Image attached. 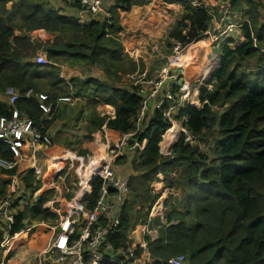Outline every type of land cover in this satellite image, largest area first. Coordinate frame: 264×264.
Wrapping results in <instances>:
<instances>
[{"label": "trees", "instance_id": "trees-1", "mask_svg": "<svg viewBox=\"0 0 264 264\" xmlns=\"http://www.w3.org/2000/svg\"><path fill=\"white\" fill-rule=\"evenodd\" d=\"M148 1L110 0L107 16L78 21L75 14L61 13L60 7L47 0H0V90L11 85L18 91L13 104L0 101V116L10 117L15 107L20 116L31 119L40 132L47 130L50 137L48 128L63 110L58 108V97L80 96L92 104L111 105L112 116L91 114L81 127L87 134L104 124L120 134L129 133L128 142L140 145L136 146L135 159H130V170L135 173H130L128 179L129 198L122 202L117 230L109 237L114 245H125L129 241L126 233L135 224L145 223L147 229L159 230L155 237L148 232L143 235L150 264H163L164 258L177 253H184L188 264H264V51L257 46L263 38L259 29L264 26H256L255 2L228 0L231 8L246 6L242 9L248 16L241 26L243 39L238 44H229V38L221 43L217 66L210 73L212 88L199 87V106L178 102L174 117L181 119L195 143L184 140L180 133L170 145V152L162 155L158 142L169 128L163 114L166 104L163 101L153 107L136 124L141 85H119L123 72L128 75L135 71V61L123 51L119 12ZM181 1V15L167 32V52L172 40L184 45L200 39L210 18L203 5ZM72 5L78 7L74 1ZM248 20L256 31L249 28ZM31 33L36 38H31ZM45 33L51 36H43ZM38 50L44 52L46 63L34 62ZM60 63L97 66L104 79L92 75L63 79L59 76ZM119 69L123 70L119 73ZM44 83L48 88L41 93L44 98L39 99L37 92ZM27 89L31 90L30 95L24 94ZM176 89L177 85L172 84L171 92ZM40 102L49 104V110L44 112ZM218 104L222 105L220 111L212 107ZM61 117L63 122L67 120ZM70 120L73 122L75 116ZM199 143L204 147H199ZM0 158L14 160L8 142L2 138ZM14 169L0 167L6 174L0 179L1 195L6 196L7 181ZM160 171L174 172L179 180L165 184L182 191L180 198L167 200L163 221L159 215L148 216L157 193L147 183ZM20 176L25 190L21 197L26 200L22 206L12 201L16 209L8 227L10 233L22 229L31 219L54 214L42 207L47 198L44 194L50 189L39 199L31 197L41 184L32 168ZM94 196L93 186L91 197ZM132 213L137 214L131 217ZM2 236L0 225V241ZM2 251L0 245V264Z\"/></svg>", "mask_w": 264, "mask_h": 264}, {"label": "built area", "instance_id": "built-area-1", "mask_svg": "<svg viewBox=\"0 0 264 264\" xmlns=\"http://www.w3.org/2000/svg\"><path fill=\"white\" fill-rule=\"evenodd\" d=\"M72 1L79 6L76 12L78 21L89 20L102 11V0H70ZM33 60L38 64L47 62L44 52L38 51ZM183 74L182 66H177V70L170 75L167 67L163 66L155 79L146 80L145 84L138 88L141 106L137 119L142 116L148 101L158 97L154 106L159 107L162 101L170 99L172 84L179 86ZM168 76L172 80L169 88H165L162 94L157 95L161 83ZM24 94L30 95L31 90L27 89ZM44 96L39 93V99ZM17 97L18 91L14 86L7 85L0 90L1 102L13 104ZM57 100H69V97L60 96ZM39 106L44 112L49 110V104L40 102ZM167 113L168 110L165 109L163 114L167 115ZM0 138L8 142L14 158V160L0 158V166L4 169L14 167L15 158L20 154L19 148L25 141L30 145L31 151H34L33 146L36 144L45 146L51 144L47 130L44 133L40 132L31 119L20 116L15 107L11 109L10 117L0 116ZM120 154L122 152L115 144L113 148H109L108 145L107 150L102 154L50 155L43 167L33 166L32 174L39 178L40 183L43 170L47 172L49 170L46 175L49 181L48 187L53 188L54 193L42 202V207L54 212V220L33 221L13 233H10L8 228L12 222V212L16 209L12 201H17V206H22L26 199L21 197L25 190L20 180L16 179L15 174L10 175L7 186L16 184L18 195L14 198L4 196L0 200V225H3V236L0 241V245L3 246L2 257H5L11 249L17 233L40 225L48 230V236L37 254L35 264H102L103 262L150 264L151 257L143 235L145 232L150 233L151 230L147 229L145 223L135 224L128 231L129 233H126L125 238L129 241L125 245L115 246L109 239L117 230L120 206L129 198L127 178L129 172L114 165L116 156ZM72 185H76L79 189L72 190ZM93 186L95 196L91 197ZM37 189L31 195L33 199L35 193L39 192ZM158 215L163 221V213ZM135 229H138L136 237L133 235ZM162 263L188 264L184 253L169 255L162 260Z\"/></svg>", "mask_w": 264, "mask_h": 264}, {"label": "rangeland", "instance_id": "rangeland-1", "mask_svg": "<svg viewBox=\"0 0 264 264\" xmlns=\"http://www.w3.org/2000/svg\"><path fill=\"white\" fill-rule=\"evenodd\" d=\"M47 1L52 6L60 7L61 11H63L62 13L66 15L77 12L79 9V6L78 7L73 6L70 0H47ZM150 1L151 0H149V2ZM185 1L190 3L191 5H195L199 3L207 9L210 15V18L207 22V28L203 33V36L196 41H191L184 45H181L179 42H176V47H173V51L165 56L166 57L165 61L167 60L166 64H164V60L162 58L168 47L165 44L166 36L170 26H172L175 20L178 19L181 15L182 12L181 0H156L153 2V5L154 4L156 5L158 2L159 5L155 7V9L148 8L145 11H143V9L140 7H136L137 11H135V14L133 13L136 28L133 31L127 30V32L124 33H122V31L120 32L121 42L124 44L123 47H125L124 49H128L129 53L131 54V57L135 61V66H134L135 71L133 73L128 72V75L126 74L127 72L122 73L123 77H121L119 85H125L126 87H128L129 84L131 83L132 84L138 83L139 85H144L146 80L155 79L158 75V72L163 66L167 67L168 75L174 73V71L177 70V66H183L180 64L178 65L179 62L184 60L182 58V54H183L182 50H184L189 46L191 47V49H187V53H190L189 51L195 49L194 47H197L199 44L202 45L203 43H205L206 45V49L203 51V53L199 52L202 53V56L201 57L199 56L201 59L196 58L194 53L192 54V59L195 60L196 62V64H194V67L195 66L198 67L199 65V68L201 70L199 69L197 73L190 75H188L187 71L186 73L184 72V74L181 75L182 82L180 83V85L177 86V89L174 92H171L172 94L170 99L164 100V103L166 104L165 109L168 110L167 115L165 114L164 115L169 121V126H168L169 128L167 130L165 129L166 131L164 134H161V139L158 142L159 152L162 155H167V153L170 152V145L178 138L180 133L184 134V138H183L184 140L189 141V143L191 144L195 143V139H193L191 135L187 132L186 128L183 126L181 122V119L174 117V115L176 114L178 102H188L196 106L200 105L201 101H199L198 99L199 87L205 86L208 89L212 88L213 79L212 80L210 79L211 78L210 73L217 66V56L220 50L221 43H223L225 39L228 38L231 39L229 44L240 43L243 39L241 26L242 23L247 20L246 17H248L247 14L243 13L242 11V9L245 8L246 6H242V9L231 8L228 0H185ZM253 1L255 2L253 9L257 14L256 26H259L260 24L259 27L261 28L262 25L264 26V0H253ZM108 2L109 0H102V11L93 15L91 19H102L103 17L107 16ZM58 4L61 6H59ZM149 6L150 5L147 4L145 8ZM121 14H123V17L120 18V21L123 22L124 19L127 17L128 12L125 13L121 12ZM151 20L153 21L152 23L150 22ZM247 23L252 31H256L257 28L254 29L252 27V23L250 22V20H248ZM259 30L260 33L262 32L263 38L260 42L257 43V46L264 51V29H259ZM31 35L33 36L34 34L31 33ZM44 35L45 37L47 35L51 36L50 34H46V33ZM38 52H42V51L38 50ZM170 61L171 63L172 61H174L175 65H171ZM126 65L127 63H125V66ZM121 70L123 69H119V73L121 72ZM87 75L88 74H83L82 76H77V75L75 76L82 78ZM91 75L96 77L92 73ZM147 75L149 77H146ZM102 77H103L102 79H104V75ZM171 81L172 80L170 76L166 77L164 81L161 83L157 95L162 94L165 88H169ZM46 88H48L46 83L40 86L41 91L37 92V96L39 97V93H42L43 91L44 92L47 91ZM157 98L158 97H156L155 99ZM73 99H75V97ZM155 99L150 102L149 101L147 102V106L146 108H144L142 115H144L145 113H149L151 109L155 107L154 106ZM212 107L217 111H220L222 105L218 104ZM140 118L137 119L136 124L138 123ZM141 123H139V127ZM81 125L84 124L81 123L80 126ZM120 136L121 138L119 139ZM120 136L116 137L115 144L118 145V148L120 149L122 154H124V156L119 155L118 158L116 157V159L114 160V165L118 167H122L120 169L128 168L127 171L129 173L127 178L129 179L130 173L134 172V171L131 172L130 170L131 169L130 159H132L131 157L133 156L135 159V157L138 154L136 146L139 147L140 145H137L135 141L129 143L127 140L128 135H124V142H122L123 135L120 134ZM164 139H167L166 142H163ZM199 145H200L199 147L201 148L204 147L202 143H199ZM113 147H109V148H113ZM44 171L45 170H43V172ZM43 172H42L43 176H41L40 178L41 185L37 189V191L39 192L41 191V194H43L44 193L43 191H45L46 189H50L49 191H46V194H44L46 195V197H50L54 193V191L53 188L48 187L49 182L44 183L42 177H44V175H48V172L45 171L44 174ZM2 173L4 172L0 170V179H4L6 177L2 175ZM176 179L179 180L178 176L174 175V172L170 171L164 174L163 172L160 171L155 174L154 178L148 181L147 186H149V189L157 193V198L151 204L150 210L148 212L149 217L159 214V213H153L152 209L154 207V203L163 194V191H161V187L162 186L167 187L165 182L177 181ZM8 182L9 181H7V183ZM0 185H1V180H0ZM71 189L78 190L79 188H77L76 185H72ZM176 191L178 192V187L173 192ZM68 193H70V190ZM5 195L7 196V198L17 197L18 188L16 184L12 186L8 185ZM172 195L173 194L169 196V193H166L165 197H168L167 200L172 198L177 199L176 196H172ZM3 197L4 195H1L0 200ZM158 204H160V202ZM178 204L181 205V203ZM136 214L137 213H132L131 217H134V215ZM139 215H141V213H138V216ZM47 220L53 221L54 214L47 213V215L43 219H37V218L31 219L28 222H26V225L31 224L33 221L42 222ZM137 231L138 229H135L133 231L134 236L137 234ZM158 231H156V229L153 227V229H151L149 233V236L155 237V235L158 234ZM47 235H48V230L40 225L37 226L35 225L32 228H30L28 231H22V234L15 237L13 241V245L8 252L9 254L8 253L6 254V257L8 258L5 259L4 257H2L3 261L1 262V264L2 263L35 264L39 249L43 247Z\"/></svg>", "mask_w": 264, "mask_h": 264}, {"label": "crops", "instance_id": "crops-1", "mask_svg": "<svg viewBox=\"0 0 264 264\" xmlns=\"http://www.w3.org/2000/svg\"><path fill=\"white\" fill-rule=\"evenodd\" d=\"M154 1L151 0L150 2L148 1L147 3L141 5H132L128 10L120 11L119 22L122 27L121 30L122 33L127 32V30L133 31L136 28L135 19H134L135 11H137L136 7L142 8L143 11L147 10L148 8L155 9V7L159 5V2L156 5L155 4L153 5ZM147 4H149L151 7L149 6L145 8ZM59 11H61V9H59ZM62 12L63 11H61V13ZM121 12L123 13L128 12L127 17L124 19L123 22L120 21V18L123 17V14H121ZM71 14L76 15V12ZM150 22L152 23L153 21L151 20ZM43 36L45 35L43 34ZM30 37L36 38L35 35L33 36L30 35ZM172 42L173 44L172 47L170 48V52L165 51V54L162 56V58H164V64H166L167 61V60L165 61L166 58L165 56L171 53L173 51V47L176 46V41L172 40ZM122 45L124 46L123 43ZM124 48L125 47H123V51H125L128 54L129 53L128 49H124ZM185 49H191V47L188 46ZM184 50H182V52ZM202 53L195 51L194 55L196 56V58L201 59L200 57L202 56ZM128 55L131 57L130 53ZM172 63L171 65H175L174 61H172ZM194 64H196V62H194ZM58 67H59V76L62 77L63 79H68L69 77L75 75L77 76H82L83 74L91 75V73L94 74L96 77L98 76L99 78H103L102 70L97 66L85 67L83 65H68L66 63H60L58 64ZM68 97L69 100L59 101L58 108L59 110L62 109L63 110L60 111L58 118L54 122L55 124L49 126L48 128V133L51 137V144L48 146L36 144L35 146H33L34 151H31L30 145L28 144V142L25 141L22 144V146L19 148L20 154L18 155V157L15 158V165H14L15 169L13 173L15 174L16 179L20 180L21 179L20 174L27 168H32L33 166L43 167V165L48 162L49 160L48 157L50 155H57V154L72 155L79 153L102 154L107 150L108 145L109 147L115 146V139L116 137L120 136V133L117 130L106 127L104 124H102L99 127L92 129L89 132L87 131L88 133L86 134V130L84 129V126L83 127H81L82 125L80 126L81 123L85 122V118L91 114H98V115L105 114L108 116H112L113 107L109 104H103V103L92 104L89 103V100L79 96L75 97V99H73L74 97L71 96ZM61 116H63L67 120L63 122L64 119ZM72 116H75V120L73 122H71L70 120V117ZM128 134L129 133L122 134L123 135L122 142H124V135H128ZM120 138L121 136L119 137V139ZM116 167L118 169L122 168L118 166ZM127 169L128 168H126V170ZM2 175L6 176V174L4 173H2ZM43 181L44 183L49 182L48 177L46 175H44ZM175 189L177 188H170L168 186L161 187V191H163V194L154 203V207L152 209L153 213H165L167 207L169 206L167 203L168 197H165L166 193H171L173 194L172 196H176L177 198L181 197L182 191L180 190V188H178V192L177 191L173 192ZM159 202L160 204H158Z\"/></svg>", "mask_w": 264, "mask_h": 264}, {"label": "bare ground", "instance_id": "bare-ground-1", "mask_svg": "<svg viewBox=\"0 0 264 264\" xmlns=\"http://www.w3.org/2000/svg\"><path fill=\"white\" fill-rule=\"evenodd\" d=\"M206 45H205V43H203L202 45H198L197 47H194L195 49H192V50H190L189 52L190 53H187V49H185L184 51H183V54H182V58L184 59V60H182L181 62H179L178 63V65L180 64V65H183L182 67H184L183 68V71L186 73V71H187V73H188V75H190V74H195V73H197L198 72V70L200 69L199 68V65H198V67L197 66H195L194 67V60L192 59V54L194 53V51H196V52H203L205 49H206V47H205ZM190 56V57H189ZM201 70V69H200ZM193 77V76H192ZM188 80V79H187ZM186 87V86H185ZM194 93V92H193ZM190 96V95H189ZM166 140L167 139H164V141L163 142H166ZM20 234H22V232H19V233H17V235L16 236H19Z\"/></svg>", "mask_w": 264, "mask_h": 264}, {"label": "water", "instance_id": "water-1", "mask_svg": "<svg viewBox=\"0 0 264 264\" xmlns=\"http://www.w3.org/2000/svg\"><path fill=\"white\" fill-rule=\"evenodd\" d=\"M40 195H41V191H40V192H37V193H35V199H39Z\"/></svg>", "mask_w": 264, "mask_h": 264}, {"label": "clouds", "instance_id": "clouds-1", "mask_svg": "<svg viewBox=\"0 0 264 264\" xmlns=\"http://www.w3.org/2000/svg\"><path fill=\"white\" fill-rule=\"evenodd\" d=\"M187 258V257H186Z\"/></svg>", "mask_w": 264, "mask_h": 264}]
</instances>
